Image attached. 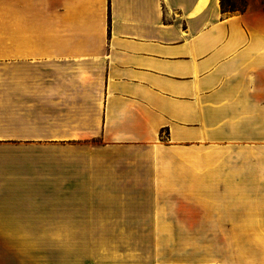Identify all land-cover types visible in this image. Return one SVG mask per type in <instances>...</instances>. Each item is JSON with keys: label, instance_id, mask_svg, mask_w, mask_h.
I'll return each instance as SVG.
<instances>
[{"label": "crops", "instance_id": "obj_1", "mask_svg": "<svg viewBox=\"0 0 264 264\" xmlns=\"http://www.w3.org/2000/svg\"><path fill=\"white\" fill-rule=\"evenodd\" d=\"M262 144L261 0H0V240L194 222Z\"/></svg>", "mask_w": 264, "mask_h": 264}, {"label": "rangeland", "instance_id": "obj_2", "mask_svg": "<svg viewBox=\"0 0 264 264\" xmlns=\"http://www.w3.org/2000/svg\"><path fill=\"white\" fill-rule=\"evenodd\" d=\"M234 1L248 7L251 0ZM260 146L241 161L247 175L240 186L220 187L199 208H178L194 216L189 218L194 222L72 224V233L80 238L1 239L0 264H264V144Z\"/></svg>", "mask_w": 264, "mask_h": 264}, {"label": "trees", "instance_id": "obj_3", "mask_svg": "<svg viewBox=\"0 0 264 264\" xmlns=\"http://www.w3.org/2000/svg\"><path fill=\"white\" fill-rule=\"evenodd\" d=\"M221 7L223 13H228V12H245L247 9V6L244 5L242 7H238L235 3L234 0H221Z\"/></svg>", "mask_w": 264, "mask_h": 264}]
</instances>
